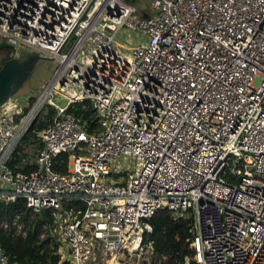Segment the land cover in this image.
I'll return each mask as SVG.
<instances>
[{"label": "built area", "instance_id": "obj_1", "mask_svg": "<svg viewBox=\"0 0 264 264\" xmlns=\"http://www.w3.org/2000/svg\"><path fill=\"white\" fill-rule=\"evenodd\" d=\"M130 1L0 0L10 58L59 64L0 106V201L52 212L58 264L152 255L159 210L191 218L185 264H264V0H151L145 18ZM45 107L33 168H11Z\"/></svg>", "mask_w": 264, "mask_h": 264}, {"label": "trees", "instance_id": "obj_2", "mask_svg": "<svg viewBox=\"0 0 264 264\" xmlns=\"http://www.w3.org/2000/svg\"><path fill=\"white\" fill-rule=\"evenodd\" d=\"M1 54L4 56L2 65L4 61L10 59L11 51L5 49ZM54 113L53 109L48 108L46 120L32 124L23 135L20 145L35 142L39 149L41 144L35 140L34 132L46 126ZM68 113L85 121L90 130L95 128L94 113L90 108L82 110L80 105H77L69 109ZM19 149L9 162V166L13 169L22 163L25 157ZM32 168L33 165L19 169L28 172ZM14 223L22 225L25 231L24 237L16 233ZM52 223L51 211L34 213L26 207L25 201L21 198L7 204L0 201V247L9 261L16 264H58L57 245L47 228ZM149 223L151 232L145 235L144 242L149 241L153 244L151 264H185V260L192 255L189 242L191 218L173 220L169 212L159 210L149 219ZM3 224L6 227H3Z\"/></svg>", "mask_w": 264, "mask_h": 264}, {"label": "rangeland", "instance_id": "obj_3", "mask_svg": "<svg viewBox=\"0 0 264 264\" xmlns=\"http://www.w3.org/2000/svg\"><path fill=\"white\" fill-rule=\"evenodd\" d=\"M151 0H135L134 7L136 8V12L139 18H145L153 13L150 8ZM2 52V51H1ZM0 52V66L3 59V55ZM17 53L22 57L25 55V51L22 48H17ZM58 63L51 60L50 58H46L41 56V59L36 62L34 68L30 74V76L26 79V81L22 84L19 91L11 97L16 98L18 101L25 102L30 98H37L38 95L45 89L46 85L52 79L55 70L58 67ZM59 105H63L64 102L62 100L57 102ZM47 107L44 108L43 112L40 113L38 121H45L46 114H47ZM20 153L24 154L25 157L23 162L20 163L17 167L24 168L25 166H32L34 165L35 155L37 150V144L34 143H27L21 144L19 146ZM128 166L129 163H126ZM128 169H132L128 167ZM152 255L149 252L143 251L139 257H134L132 259H126L125 256L122 258L124 263L120 261L121 264H151Z\"/></svg>", "mask_w": 264, "mask_h": 264}, {"label": "water", "instance_id": "obj_4", "mask_svg": "<svg viewBox=\"0 0 264 264\" xmlns=\"http://www.w3.org/2000/svg\"><path fill=\"white\" fill-rule=\"evenodd\" d=\"M131 4L134 0L130 1ZM5 49H13L5 42L0 43V52ZM41 56L30 53L20 58H10L4 61L0 67V106L14 96L30 76L34 65Z\"/></svg>", "mask_w": 264, "mask_h": 264}]
</instances>
